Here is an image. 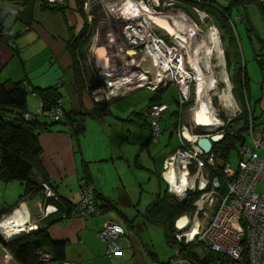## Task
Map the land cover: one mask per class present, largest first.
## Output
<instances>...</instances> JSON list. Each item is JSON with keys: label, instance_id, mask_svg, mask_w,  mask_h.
I'll return each mask as SVG.
<instances>
[{"label": "crops", "instance_id": "1", "mask_svg": "<svg viewBox=\"0 0 264 264\" xmlns=\"http://www.w3.org/2000/svg\"><path fill=\"white\" fill-rule=\"evenodd\" d=\"M49 1L55 2V0ZM86 1L84 5L87 4ZM56 2H64L66 6L64 11L54 13L42 11L37 3L33 8L32 20L28 25L24 24V28L27 27V29L23 28L24 32L29 33L22 34L21 39H15L12 44L0 43V81L22 82L34 89L50 87L55 89L60 96L64 104V117L56 123L49 122L46 118H40L38 121L44 123L45 127L43 128L45 129L39 131L37 141L42 151L40 156L42 167L48 181L55 187L64 207L62 211L58 210L59 212L56 214L50 213L48 217H42L38 212L37 203L44 202V193L39 186L27 191V186L23 182L11 181L4 183L0 179V221L7 217L12 218L11 220L16 221V224L19 223V226L24 223L38 222L39 227L46 229L52 242H63L65 244L64 260L62 262L50 259L38 264H63V262L75 264H151L152 260L164 262L171 256V253L165 248L164 243H161V228H156V226L161 225L164 227V239L167 243L166 226L163 223V215L154 213L153 209L158 204L161 207L164 204L166 188L162 190L158 186L155 193L150 192L151 196L146 201H142L141 193L135 188L136 183L129 180L132 175L128 176L126 171L128 169L131 173H134L136 178L141 179L137 177L135 171L144 169L151 174H155L160 185V181L164 180L166 160L173 151L166 158H162V170L158 172L155 168L156 164H154L156 152L150 151L155 142L151 139L149 119L143 113L140 114L139 107L118 111L120 116L111 115L112 110L110 108L103 109V102L107 99L120 101L122 98L131 96L141 89H146L149 91L150 96L144 108L154 102H167L170 108L171 103L164 100L166 97L164 98L163 93L169 87V83H150L149 87H146V85L137 86L139 83H129L125 85L123 90H119L120 93L117 92L118 94H114L115 91L113 92V89H111L114 86L109 88L111 91L108 93L103 85L98 87L100 88L99 92H93L96 88L91 90L87 81L84 84L78 83L68 45L71 37L81 30L84 21L76 7L75 0H56ZM111 4L114 3L111 2ZM142 6L146 5L143 4ZM120 7L124 9V12L121 11ZM149 8L153 9L150 6L147 9ZM201 9L210 16L211 20L207 22L215 25V21L211 16V11L213 12L214 9L205 6H202ZM159 11L162 10L159 9ZM108 12L111 15L123 16L121 20L124 21L125 31L129 30V26H132V21L128 17H124L125 8L123 6L119 5L114 12L110 10ZM138 17L144 18L142 12ZM147 21H149L148 23L151 22V20ZM118 25L121 26V24ZM215 27L218 28L216 25ZM123 30L120 28L119 34L125 33ZM145 31L148 33V27ZM102 41L103 38L100 37L99 44ZM107 41L109 40H106V43ZM220 43L222 46L221 40ZM129 44L130 46L125 48H134L133 50L136 52L137 46L130 41ZM103 50L98 48L92 51L91 47L94 54H101ZM105 50L107 53L103 52L104 54H101V57L106 59V65L97 61L98 67L96 68L99 73L98 80L102 82H106V80L100 75L101 70L104 68L110 69L111 67H105L109 64L110 66L112 64L119 66L118 63L121 62L119 50H116V52L111 47H106ZM149 61H138V68H141L142 72L140 70V73L136 72L137 67L131 70L135 74L142 73L146 80L153 81V73L150 72L151 70L149 71L148 67L152 61ZM141 63L142 67H140ZM224 64H226L225 58ZM225 68L229 78L230 72L226 65ZM117 69L119 68H114L116 72H119ZM141 82L142 80H140ZM84 93L86 94L84 95ZM97 94L104 96L99 102L94 101ZM29 97V100L27 99L28 109L36 108L37 96ZM172 97L176 104V124L171 128H175L178 124L187 125L190 111L185 109L179 122L177 93L176 96L175 92L172 93ZM199 99H201L200 96ZM247 102L248 100L246 104H249ZM192 106V104H188L186 107ZM235 106L237 107L236 100ZM251 112L253 113V110ZM81 115H84V117ZM70 122H75L79 126V130L69 129L68 124ZM125 125L126 127H124ZM139 126L146 130H142ZM113 128H115V131ZM170 131L175 132L178 137L176 128L173 130L164 129L163 133ZM96 132L99 133L98 139L94 137ZM132 132L139 135V138L132 134L127 135ZM105 133L110 138L105 136ZM90 146H94L92 150ZM142 146L144 149H142ZM145 149L147 153L142 154ZM95 165L100 167L95 169ZM101 167H103L102 170ZM81 177L88 178L87 180L93 185L103 214L99 217L87 219L73 216L58 219L57 216L66 212L78 201V181ZM159 192L160 200L162 199L160 203L157 200ZM176 219L177 216L171 220L172 224ZM104 220L117 223L125 229V238L121 243L120 251L112 258L106 256L104 243L97 237V231ZM151 225H154V227ZM2 232L3 230L0 231V264H20L5 245L9 241V237ZM10 234L11 238L16 236L13 233ZM171 237L174 243L167 244L178 248V242H181V240L176 237V232L173 231ZM42 251L49 254L44 250Z\"/></svg>", "mask_w": 264, "mask_h": 264}, {"label": "built area", "instance_id": "2", "mask_svg": "<svg viewBox=\"0 0 264 264\" xmlns=\"http://www.w3.org/2000/svg\"><path fill=\"white\" fill-rule=\"evenodd\" d=\"M137 1L149 5L155 10V7L159 6V1L163 0L156 1L157 4L153 3V0ZM172 1L167 0V6H170ZM188 1L192 2L191 10L198 15L201 21L210 18L209 14L201 9L202 6L212 9L216 8L214 0ZM214 26L211 23L208 29ZM24 29H27V27ZM137 30L142 31L143 28L139 27ZM155 30H161V28L152 24L149 32L151 38L155 36ZM122 34L125 35V33ZM168 37V43L156 38V40H161L158 44L161 45L166 56L170 54L167 45L170 47L174 46L172 36L169 35ZM141 39L143 38H138L135 44L146 43L145 38V40ZM175 62L177 63L176 65L173 62H169V66L166 69L162 66L160 67L161 78L159 84L173 83L176 86L179 103V122L185 109L190 112L188 124H178L175 127L180 139V145L166 160L164 181L167 185V193L178 203L185 201L189 195H198L193 200L194 208L188 212V225L176 232V237L184 245H192L196 249H200L203 256L205 253L214 252L226 256L234 264H264V154L260 155L259 153L261 148L264 149V119L260 120L259 116L255 117L251 111H248L246 133L251 140V144L245 145L243 141L237 147L238 163L236 169H232L227 161L224 162L221 169H218L215 161L216 153L211 151L204 153L196 144V138L199 135H193L192 131L195 129L201 130L205 133L204 136H209L214 131L223 134L225 124L220 119H218L219 123L213 124L215 126L210 124L198 126L195 124V113L199 112V110L194 109L196 95L192 86L195 87V80L192 75L188 74V72L192 73L189 69L188 54L179 49V57L175 59ZM187 68L190 71H187ZM184 72L187 75L181 77L180 74ZM145 81L144 85L146 87H149L150 83H152L149 79H145ZM22 86L25 88L27 95L37 96V107L34 109L27 108L22 114V119L25 122H36L41 116H44L53 123L60 121L64 117V104L61 98L56 99L52 108L45 111L43 110V102L36 94L35 89L28 84H23ZM109 97L111 96L109 95ZM193 97L195 99L193 106L187 108L186 106ZM168 108L167 102H154L148 105L143 112L149 119L151 139L154 142H157L163 133L158 123L163 119L162 115ZM210 110L213 113L212 108ZM240 113L241 109L237 105L236 115ZM233 118H228L226 123L232 121ZM68 127L71 130H77L75 122H70ZM239 127L237 126V129ZM185 130L191 134V141H186L183 138ZM216 170L218 171V188H215L212 183ZM183 178H186L184 185L182 184ZM259 184L262 185V189L258 192L256 186ZM41 185L44 193V202H38L37 209L42 217H48L50 213L56 214L59 212L56 206L48 202L50 198H55L56 194L48 183L42 182ZM78 185V201L68 212H63L57 216L58 219H65L69 216L87 219L99 217L103 214L91 182L79 179ZM9 221L8 217L3 219L0 221V227L3 223L7 225ZM11 226L23 229L24 234L32 233L34 229H40L38 222L24 223L21 226L13 222ZM97 237L104 243L106 256L112 258L120 251L121 243L125 238V229L117 223L104 220L97 231ZM180 251L176 252L174 258L169 259L165 263L152 260L151 264H193L182 255V249ZM36 256L40 262L52 259L51 255L44 253L42 250L36 251ZM63 264L75 263L63 262Z\"/></svg>", "mask_w": 264, "mask_h": 264}, {"label": "rangeland", "instance_id": "3", "mask_svg": "<svg viewBox=\"0 0 264 264\" xmlns=\"http://www.w3.org/2000/svg\"><path fill=\"white\" fill-rule=\"evenodd\" d=\"M102 1L103 2H101L100 0H87L86 1L87 4L85 5L87 20H88L87 22L89 23L88 27L86 28L85 35L89 34L88 32H90L92 29H93L92 31H94V32H92V34L90 33L89 35H87L89 37H88L87 43H85V45L83 46V52L82 53L84 54V61L82 60V65H83V68L86 69L85 75L90 76L91 79H96V80H98V76H99V73L96 70V68L98 67L97 61H99L103 58L101 57L100 54H94L92 51L97 50L99 48L98 46H101V48L104 49L101 52V54H104L103 52L107 53L105 50L106 49L105 46L106 47H111V46L107 45L106 40L110 39V33L109 32L111 30L113 31V34H114V36L118 42L117 45L119 46V53L121 55L126 53V51H125L126 49H129L128 51H130V52H135L133 50L134 48L133 49L132 48H125V47L130 46L129 41L132 38H133V41L135 40L134 39L135 35L133 33H131V29L125 31V27L123 25L124 21L121 20L122 18H119L120 15H114L115 16L114 17L113 15L109 14V12L106 9L105 4H104L105 1H111L112 3H114L116 5V7L117 6L119 7V3L121 6L124 7V5H130L131 3H133V0H102ZM260 1L264 5V0H257V1L252 0V1H249V3L247 5H242L240 3H234L233 0H215L217 9H218V7L219 8L223 7L224 9L226 8V11H228L231 14L232 24H230V25L232 26V31H233L232 35L230 34V31H228V29H226L224 21L220 20V18H219L220 13L218 10H213V12L211 11V16H212L213 20L215 21V25L218 27L217 30L219 32V37H222V43L224 45V49L229 54V58L231 60V66L229 69L231 78L232 79L235 78L236 72L239 69V67H241L242 70L244 68L246 71L247 82H248V102H249V104H246V102H245L244 90H243L242 86L237 91L239 98L237 96L236 97L233 96L232 92H231V94H232L233 98H235L234 100H236V103L240 107V109H242L243 111H244V108L247 111L253 110L254 116L255 117L259 116L258 118L261 120V119H264V83H263L264 82V55H263L264 50L262 48V46L264 44V20L262 19V15H261V9H260V3L261 2ZM154 2H156V0H154ZM230 3H231V6L229 7ZM93 4H94V7L90 10V8L92 7ZM139 4H143V3H139ZM144 5H146V4H144ZM146 6H148V5H146ZM182 6L183 5L180 3H175V5H174V7H182ZM0 7L2 9V16H4V15L6 16L7 13L20 9L21 5H20V3H16V2H13L10 0H0ZM155 8L161 9L162 11H159L157 9H155V10L151 9V10L159 12V13H164V12L166 13L168 10H176V9H169L170 6L169 7L167 6V0L159 1V6H157ZM216 8H213V9H216ZM120 9H121V11L124 12L123 8H120ZM97 14H98V18L96 17ZM192 14L196 18L195 21L197 23L198 22L197 19H199L198 15H196L193 12H192ZM103 19H105V20H103ZM208 20H211V19L208 18V19H205L202 21L199 19V23L197 25L199 26V30H201L202 34H205L206 31L208 30V26L210 25V23L207 22ZM117 23L121 24V26L118 25V27H117L118 31L115 27V25ZM140 24H143V25H145V27H148V33L150 32L149 29H150L151 25H148L147 23H145L143 19H140L137 21L136 27H139ZM104 25H105V27H104ZM4 26L9 27L13 32L22 31V33H20V35L17 36L15 39H18V38L21 39L22 34H28L29 33V32L25 33L23 31V28H24V22L23 21L16 20L10 16H6L4 18ZM194 26L197 27L195 24H194ZM120 27L124 29L126 35H123L122 33L119 34ZM145 27H143V31L140 30L141 34L144 33V35H145V30H144ZM100 28H101L100 37L103 38V41H102V43L99 44V40H100V38H99L98 46H97V43H94L93 39L95 36H97V33L99 32ZM103 28H105V29H103ZM116 33H117V35H116ZM127 33H129L131 35V37H132L131 39H130V37L128 38V36H130V35ZM142 37L143 36H141V38ZM146 37H147V35L144 36V38L146 40L151 39V38L149 39L148 37L147 38ZM137 38H139V37H137ZM143 39H141V40H143ZM232 40H234V41H232ZM170 41H171V38H170ZM119 42L123 43L124 45L119 43ZM134 42H137V41H134ZM105 43H106V45H105ZM94 44H95V46H94ZM120 46L122 47V49H120ZM91 47H92V51H91ZM145 47H146V49L142 46L141 50L137 49L136 51L137 52L138 51H140V52L146 51L147 53L150 54V51L147 49V45ZM221 48L223 50L222 46H221ZM200 49H199L200 62L198 65L201 68V71L203 74H208L209 70H206L205 67L203 66V60H205V57L202 54V48H200ZM184 52L188 54L187 50ZM223 52H224V50H223ZM121 55H119V57ZM260 59H262V61H260ZM120 61L121 62H119V63L123 64V60L121 59ZM141 61H143V60H141ZM150 61H152V62H150ZM150 61H149L150 65L148 66L149 71L152 69V67L154 68L153 64H155L153 58L151 59V56H150ZM210 61L212 62L211 63V68H212L211 73L215 77H217L216 79H214L215 82H214V80L212 81V83L209 85V89L207 90V94L211 100L212 112L214 113V115L216 114L218 119L223 120V122L225 124V127L223 128L224 131L232 130L233 131L232 133H234L237 130V126H243L244 127V126H246V122H245L244 118H238L236 120H234V119L232 120L231 124L229 125L230 127L228 126V124L230 122L226 123L228 118H230V117L233 118L236 115V106L231 107L232 110L231 109L229 110L221 102L220 92L223 90V88H225V85H224V83H222L218 79V77L221 76V71H220V68L215 65V63L217 61V59L215 58V52L210 57ZM225 61H226V59H225ZM138 64L139 63H137L133 66H125V67L133 70V68L136 69L135 67L138 68ZM140 65H141L140 67H142V63ZM225 65L226 64H224V67H225ZM122 70L123 69L119 68V71H122ZM139 70L142 71L141 68H138V70H136V72L140 73ZM225 70H226V68H225ZM124 71H126V69ZM187 71H190V70L188 69ZM87 72L89 74H87ZM155 72H157V71H154V73ZM154 73H153V76H154ZM159 74H160V70H159ZM155 75H156V73H155ZM192 88H193V90H195V95H196L197 94L196 93L197 87L192 86ZM232 88H233V85H232ZM148 92L149 91L146 89H141L140 91L134 93L131 96H128V97L126 96V97L122 98L120 101H110V99H107L106 101L103 102V109L110 108V110H112L111 115L115 114V115L120 116V114H118V111H121L123 109L127 110L131 107H136V109H137L139 107V112L141 114L144 112V110H145L144 107H145L146 103L148 102V99L150 96V94ZM174 92H175V96H176L177 88L173 83H169V87L166 89V91L163 92L164 98L166 97L164 100L169 101L171 104H170L169 110L162 115L163 119L161 121H159V123H158L162 132L164 131V129H170L171 130V127L175 126V124H176V115H175L176 104L173 101V97L171 98V95ZM85 94L86 93H84V95ZM199 96H200V94H197L196 100L199 99ZM29 98H30L29 95H27L28 100H29ZM194 100L195 99L193 97L192 100L189 102V104H193ZM81 116L84 117V115H81ZM108 116H110V115H108ZM187 116H186V118H187ZM40 118H46V117L41 116ZM146 118L148 119V117H146ZM48 121L50 122V120H48ZM124 127H126V125ZM139 128H141L142 130H146L140 126H139ZM226 128H228V129H226ZM113 130L115 131V128H113ZM98 132H96L94 134V137L96 139H98V136H99ZM131 134L133 136H135V137L137 136V138H139V135H136V133H134V132L129 133L127 135L130 136ZM239 135H240L241 141L244 139L243 141H244L245 145L251 144V140L248 137L245 130H241ZM105 136L110 138V136L106 133H105ZM240 140L235 141L234 146H232L228 150H226V153H225L226 154L225 160L227 162H229V165L232 169L237 168V163H238L237 147L240 145ZM154 144L155 145H152L153 148L150 149V151L156 152V159H155L154 164H156L155 168L159 172L160 170H162V164H161L162 158H166L169 153L174 151L175 148L180 145V142H179V139L176 136L175 132L170 131L167 133L166 132L163 133L161 135V137L159 138V140L157 142H155ZM93 147L94 146H90V149L92 150ZM142 149H144L143 146H142ZM146 153H147V151L145 149L142 152V154H146ZM259 153H260V155L264 154V149L261 148L259 150ZM96 167H100V166L95 165V169H96ZM102 169H103V167H101V170ZM126 172H127L128 176L132 175V178L129 180H131V181L133 180L136 183L135 188H136V190H138L141 193V197H142L141 200L142 201H146L149 198V196H151L150 192L155 193L158 186H160L162 190H165V188H167L166 182L164 180H161L160 185H159L158 177L155 174H151L144 169L135 171L137 174V177H140L141 179L136 178L134 173H131L128 169ZM261 189H262L261 184L256 186V190L258 192ZM197 197H198V195H196V198ZM151 226L154 227V225H151ZM137 227H139V225H137ZM157 227L161 228V233H162L161 243H164L165 248H167V250L171 253L170 254L171 256L169 258H167L166 260H164V262H165L171 258H174L176 252H181V251H180L179 247L177 248V246L174 247L172 245L171 246L168 245L164 239V227L161 225L156 226V228ZM156 245H158V244L156 243ZM191 257H192L195 264H220L219 260H216L215 254H207V255H205V258L199 259L196 255H194V254L192 255V253H191ZM159 262H162V261L159 260ZM227 264H232V263L230 261H228Z\"/></svg>", "mask_w": 264, "mask_h": 264}, {"label": "trees", "instance_id": "4", "mask_svg": "<svg viewBox=\"0 0 264 264\" xmlns=\"http://www.w3.org/2000/svg\"><path fill=\"white\" fill-rule=\"evenodd\" d=\"M10 1L20 3L21 8L16 11L7 13L6 16H10L16 20H21L24 22L25 25H28L32 20L33 8L37 3L39 4V8L42 11H48L51 13L64 11V9L66 8L64 2H51L49 0ZM85 1L86 0H75L76 7L83 18L84 24L81 30L79 31V34L75 37L76 40H73V37L70 39L68 47L72 55V62L74 65L77 82L84 84V82L87 81L90 85L91 90H93L102 86L103 82L96 79H91L90 76H86V69H84L82 65V60L84 61V54L82 53L83 46L85 45V43H87L89 37L87 35H89L90 33L92 34V32H94L92 31V29L90 32H88L89 34L85 35L86 28L89 24L87 22V14L83 9ZM249 1L252 0H233L234 3H240L242 5H247ZM230 6L231 3L229 7ZM260 9L262 19L264 20V5L262 4V2L260 3ZM214 10L219 11L220 20L224 21L226 29H228V31H230V34L232 35L233 31L232 26L230 25L232 24V22L230 19L229 12L226 11V8L224 9L223 7H218V9L216 8ZM6 16H2V9L0 7V43L12 44L15 38L19 36L22 31L13 32L9 27L4 26V18ZM220 39L222 42V37H220ZM77 47L78 51L76 52ZM222 47L225 54L224 56L226 59V66L228 71H230L229 69L231 66V60L229 58V54L224 49L223 43ZM262 48L264 50V45L262 46ZM87 74L89 73L87 72ZM229 79L234 85L232 89L233 96L238 97L237 91L242 86L246 102L248 100V82L245 69L243 68L242 70V68L239 67L234 79L231 78L229 73ZM22 85V82L0 81V179L4 183H8L11 181L23 182L27 186V191L37 188L38 186L42 188V180L43 182H47L56 194V197L53 199L50 198L48 202L56 206L59 211H62L64 204L56 193L55 187L48 181V177L45 174V171L40 161L42 151L37 141V135L39 131L45 129L43 128L45 127L43 125L44 123H41L39 121L25 122L22 119L23 112L28 108L27 92ZM35 92L41 98L43 102V110L45 111L50 110L53 104L55 103L56 99L60 98L56 90L50 87L44 89L35 88ZM238 118H244L246 126H240L234 133H232V130L223 131L222 139L217 143H213L212 151L215 153L221 152V158H225L226 150L234 146L235 141L240 140V131H247L248 113L245 108L244 111L242 110L241 113L233 119L236 120ZM231 122L232 121H230L228 126L231 124ZM77 130H79L78 125ZM243 140H240V144L243 143ZM87 179L88 178L86 177H81V180L90 182ZM165 195L166 198L164 200V204H162V207L160 204L157 205L156 208L153 209V212L161 213L163 215V223L166 226L167 243L172 244L174 243V241L171 236L172 232H175V230L171 220L173 218H176V216H180L182 213L190 211L193 208L192 201L195 196L188 197L185 201L178 203L172 200L170 196H168L167 198L166 191ZM160 201H162V199L159 200L158 203H160ZM70 208L66 211L68 212ZM5 245L15 258V260H17V262L20 264L41 263L36 256V251L39 250H44L48 252L51 255L52 259L61 262L64 260L65 244L63 242H52L49 236L47 235L46 229L42 227H40V229H38L36 232L24 234L18 239H15L11 242H6ZM178 245V247L182 249V255L189 259L193 264H195L191 257V253L193 255L195 247L192 245L186 246L182 242H178ZM207 254H215L216 260H219L220 264H227L228 261L234 264L233 261H231L229 258L222 254L214 252L205 253V255ZM205 255L203 256V258H205Z\"/></svg>", "mask_w": 264, "mask_h": 264}, {"label": "bare ground", "instance_id": "5", "mask_svg": "<svg viewBox=\"0 0 264 264\" xmlns=\"http://www.w3.org/2000/svg\"><path fill=\"white\" fill-rule=\"evenodd\" d=\"M156 1H158V0H156ZM153 2H154V0H153ZM154 3H156V2H154ZM104 4H105V7L107 8L108 11L109 10L112 12L115 11L116 5L111 4V2H108V1H105ZM119 5H120V3H119ZM142 5L141 4L139 5L137 0H133V3H131V5H124V8H125L124 17L125 18L128 17L132 21V26H129V29H131V33H133L135 35L134 41H138L137 37L141 38V36H143L142 38H144V36H146V35L148 38H151L150 34L149 33L147 34L146 31H145V35H144V33L141 34L140 30H137V28H139V27H142V28L145 27V25H143V24H140L139 27H136L137 21L141 19L138 17V15L141 14V12H142V14L144 15V18H142V19L144 20L145 23H147L148 25L155 24L156 26L162 28L168 35L172 36L174 46L170 47L169 45H167L170 54L168 56H166L163 53V49H162L161 45L158 44V42L161 41L160 39L156 40L155 38H151V40L149 41L150 43L146 42L147 49L150 51V54L147 53L146 51L141 52V53L129 52L126 49V53H124V55H121L119 53L121 55L119 58L123 60V64L118 63L120 65L116 66V64L111 63L112 64L111 66L110 65L105 66L106 68H109V67H111V68L110 69H105V68L102 69L100 72V75L105 78L109 88L114 86L113 88H111V89H113V92L115 91L114 94H117V92H119V90L120 91L123 90L125 85H128L129 83H139V85L142 86L146 83L145 78L142 76V73L141 74H135L131 69L126 68L125 66H133V65L137 64L139 60H143V61L150 60V56H151V59L153 58L155 64H153L154 68L152 67L150 72L154 73V71H157V72H155L156 75L154 73L153 81H152V83L155 84L161 78V71L159 74L160 67L162 66L163 68L166 69L169 66V62H173L176 65L177 63L175 62V59L177 57H179V49H181L183 51L187 50L189 63H190L189 69L192 71V73L188 72V74L190 73V75H192L193 79L195 80V86L197 87L196 93L200 94V97H201V99H197L198 101L196 100V102H198V103L194 109L199 110V111L200 110L203 111L205 117L207 118L208 125L210 124L211 126H215L213 124H215L217 122L219 123V121H218V117L216 116V114L214 115L213 113H211V110H210L211 109V100L207 94V90L209 89V85L212 83V81L214 79L217 78L211 73V69H212L211 63L212 62L210 61V57L212 56V54L214 52H215V58L217 59L215 65L217 67H219L220 71H221V76L218 77V79H219V81H221L225 85V88H223V90L220 92V97H221L220 100L223 103V105H225L229 110L231 109V107H235V100L231 94L232 84H231L229 78L227 77V72L225 71L224 59H223L224 55H223V51H222L221 44H220L219 34H218L216 27H212V28L208 29L205 34H202L201 31H199V29L194 26L191 18L188 17L181 10H177V9L176 10H168L166 13L165 12L159 13L156 11H152L150 8L147 9L148 7L142 6ZM122 17L123 16H121V15L119 16V18H122ZM163 19L164 20L166 19L167 21H169L171 23V25L173 26L172 30H169V27L163 23V21H162ZM103 20H105V19H103ZM147 20H151V22L148 23L149 21H147ZM144 30H146V27ZM149 31H150V29H149ZM109 33H110V39H109V41H107V45L111 46L115 50H119V46L117 45L118 42H117V40L113 34V31L111 30ZM100 34H101V28L99 29L97 36H95L93 39L94 43L98 44ZM127 34H129V33H127ZM129 37H130V39L132 38L131 35L128 36V38ZM134 41H133V38L130 40V42H132V43H135ZM174 41L176 42L177 46H176ZM94 46H95V44H94ZM98 47H99V49H101V46H98ZM181 47L185 48L186 50L182 49ZM105 48H106V46H105ZM200 48H202V54L205 57V60H203V66L205 67L206 70H209L208 74H203L201 71V68L198 65L200 62V58H199V56H200L199 55V49ZM120 49H122L121 46H120ZM174 54L176 55L175 57H174ZM162 58H164V59H162ZM116 67L123 69V70L119 71V69H117V71H119V72H116L114 70V68H116ZM125 69H126V71H124ZM185 75H187V73H185V72L180 74L181 77H185ZM140 80H142L141 83H140ZM214 82H215V80H214ZM111 89H110V91H111ZM197 94H196V96H197ZM185 134H187V132ZM11 219L12 218L9 219L10 221L8 222L7 225H6V223H3L1 225L0 231L3 230L4 234L8 235L9 238H11L10 233H13L16 236L23 234V231H22L23 229H21L19 227H12L11 226V225H13V221ZM20 226H21V224H20ZM16 228H18V229H16ZM35 231H37V230L34 229L33 232H35Z\"/></svg>", "mask_w": 264, "mask_h": 264}, {"label": "water", "instance_id": "6", "mask_svg": "<svg viewBox=\"0 0 264 264\" xmlns=\"http://www.w3.org/2000/svg\"><path fill=\"white\" fill-rule=\"evenodd\" d=\"M163 23L169 27V30L173 29V26L171 25V23L169 21H167L166 19L162 20ZM109 59V58H107ZM99 62L103 65H106V59L104 60H99ZM110 63V62H108ZM110 65V64H109ZM95 91H100V88H96L93 92ZM120 97V96H119ZM104 98V96L102 94H97L94 101L95 102H99ZM121 98V97H120ZM117 99V98H116ZM195 124H197L198 126H207V118L205 117L203 111H199L197 113H195ZM187 132V134H185ZM185 133L183 134V138L186 141H191L192 137L190 135V133L188 131H185ZM193 135H199V137L196 138V144L198 145V147L203 150L204 153H209L212 149L213 143H217L218 141H220L223 137L222 133L219 132H212V134H209V136H204L205 133H203L201 130L196 129L193 133ZM222 154L221 152L217 153V158H216V165L218 168H222L223 167V160L221 159ZM186 179V178H185ZM185 179L183 178L182 180V184L184 185ZM184 181V182H183ZM218 180L217 178L213 179V185L215 187H218ZM160 196V192L157 195V198ZM189 223V216L187 213H182L179 217H177V219L174 221L173 226H174V230L175 232H178L180 230H182L183 228H185ZM23 231V230H22ZM24 235V231L23 234L14 236L12 238H8V242H11L15 239H18L20 236ZM193 254L196 255L199 259L203 258V254L202 251L200 249H195L193 251Z\"/></svg>", "mask_w": 264, "mask_h": 264}, {"label": "flooded vegetation", "instance_id": "7", "mask_svg": "<svg viewBox=\"0 0 264 264\" xmlns=\"http://www.w3.org/2000/svg\"><path fill=\"white\" fill-rule=\"evenodd\" d=\"M101 2H103L102 0H100ZM175 3H180V4H182L183 6L182 7H174V5H175ZM191 4H192V2H190V1H188V0H173L172 1V3H171V5H170V8L169 9H177V10H181V11H183L188 17H190L191 18V20H193L194 22H195V25L197 26V24H198V22L196 23V18L193 16V14H192V11H191ZM94 6V4L92 5V7ZM91 7V8H92ZM169 7V6H168ZM174 7V8H173ZM189 7V8H188ZM91 8H90V10H91ZM84 11L86 12V7H85V5H84ZM157 9V8H156ZM89 10V11H90ZM157 10H159V9H157ZM114 15V14H113ZM96 17L98 18V14L96 15ZM199 18V17H198ZM199 19H197V21H198ZM194 22H193V24H194ZM104 27H105V25H104ZM115 27H116V29H117V27H118V23L115 25ZM121 28V27H120ZM103 29H105V28H103ZM108 29V28H107ZM123 29V28H122ZM117 31H118V29H117ZM155 32V36H152L153 38H160L162 41H164V43H168L169 42V35L161 28V30H155L154 31ZM79 34V32H77L75 35H73L72 37H73V40H76V36ZM158 34V35H157ZM159 36V37H158ZM71 37V38H72ZM150 39V38H149ZM106 40V39H105ZM151 40V39H150ZM150 40H146V42L147 43H150L149 41ZM135 44V43H134ZM173 44V43H172ZM136 46H137V49L138 50H141V48H142V46L145 48V46H146V43L145 42H142V43H139V44H135ZM145 45V46H144ZM182 48V47H181ZM182 49H185V48H182ZM186 50V49H185ZM78 51V47L76 48V52ZM223 51V50H222ZM137 52V51H136ZM138 52H140V51H138ZM223 55H224V53H223ZM225 58V57H224ZM139 67V66H138ZM142 70V69H141ZM142 72V71H141ZM160 80V79H159ZM159 80H158V82L157 83H159ZM104 81V80H103ZM157 83H155V84H157ZM103 86H104V88L105 89H107L108 91H110L109 90V86L107 85V82H103ZM107 91V92H108ZM108 98V97H107ZM110 98V97H109ZM196 130V129H195ZM195 130H193L192 132L194 133V131ZM192 133V134H193ZM211 152H213L212 151V149H211ZM213 153H215V152H213ZM216 157L215 158H217V153H216V155H215ZM222 160H223V164H224V162L226 161L225 160V158H221ZM216 161V160H215ZM216 167H217V165H216ZM218 168V167H217ZM218 169H221V168H218ZM214 174H215V176H213V178L212 179H214V178H217V180H218V171L216 170L215 172H214ZM212 183H213V180H212ZM219 183V182H218ZM214 186V185H213ZM215 187V186H214ZM218 187H219V184H218ZM218 187H215V188H218ZM166 194H167V198H168V196H169V194L167 193V191H166ZM166 196V195H165ZM191 196H195L194 197V199L196 198V195H189V197H191ZM166 198V197H165ZM171 199L173 200V198L171 197ZM193 199V200H194ZM157 200H160V197H158L157 198ZM158 202V201H157ZM193 202L194 201H192V206H193V208H194V205H193ZM159 205V204H158ZM192 208V209H193ZM191 209V210H192ZM190 210V211H191ZM190 211H188V212H190ZM188 212H186L187 214H188ZM196 249V248H195ZM194 249V250H195Z\"/></svg>", "mask_w": 264, "mask_h": 264}]
</instances>
